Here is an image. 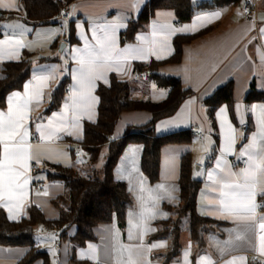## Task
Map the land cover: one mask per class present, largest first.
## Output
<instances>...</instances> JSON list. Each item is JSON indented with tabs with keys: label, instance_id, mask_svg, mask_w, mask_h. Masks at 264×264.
Wrapping results in <instances>:
<instances>
[{
	"label": "crops",
	"instance_id": "crops-1",
	"mask_svg": "<svg viewBox=\"0 0 264 264\" xmlns=\"http://www.w3.org/2000/svg\"><path fill=\"white\" fill-rule=\"evenodd\" d=\"M149 1L143 0L138 10H132L125 6L129 0H76L63 8L70 12V19L65 20L59 16L57 24L33 26L24 19L21 0H16V5L19 10H0V39H3L5 34L16 33L18 35L20 29L6 28L4 25L19 23L29 29V31L25 32L24 38L30 44V47L20 50L19 59L0 61V79L3 77L5 63L19 62L25 55L29 56L31 63V75L25 83L31 80L34 72L41 70L37 66H57L58 69H67L70 71L72 67H75V63L71 59V50L73 48L83 47L84 40L82 36H87L91 39V30L94 21H116L119 17L124 16L126 17L124 22L128 27L129 22L138 17ZM191 1L198 4L213 0ZM244 3L245 0H231L225 3L220 9L197 12L188 23L183 25L177 23L175 13L172 10H156L146 28L137 33L134 42L121 43L120 35L127 27L121 28L117 34L118 43L120 48H124L126 46L137 45V37L141 33L151 37L153 22L170 24L176 29H185L188 26L187 30L178 31L171 37L169 41L170 46L166 50L160 51L159 46H157V54L161 55L163 57L162 59H156L155 55H151L146 59L131 60L125 66L124 72L108 71L106 73L107 83L103 80H98L93 91V96L97 100L92 105L91 119L88 118V114H85L80 121V129L69 128L68 131H71L73 135L69 136L62 132L60 133L61 138L49 142H40L37 138H30V143L33 144V151L40 157L41 162L39 164H36L34 161L32 162L29 172L30 180L26 189L27 198L21 208H12L10 212V206H5L3 202H0V209L4 211L10 222H19L21 219L27 217L28 209L31 206L39 208L47 220L53 221L59 218V210L53 202L65 194V185L57 180H49L48 176L49 172H51L50 165L77 167L83 170L88 168L89 163L86 161L87 159L83 154L80 143L84 137V123H95L98 118L99 97L96 91L99 85L109 86L111 76H115L120 81H131L133 83V99H149L153 102L163 101L167 96V91L157 87L155 84L150 86L144 84L147 80V74L145 71L135 72V65L142 64L148 66L152 61H166L175 52L173 41L176 37H189L208 29V32L202 37L182 46L179 62L162 64L158 67V73L164 76L178 78L182 87L191 90L194 95L184 100L172 116L159 120L155 124L154 129L155 135L160 137L187 130L192 133L193 128L200 129L203 126L206 129L203 132V140L199 141L193 134L190 143L168 144L163 146L161 148L159 178L155 183H151L141 170L140 164L143 146L137 143L128 144L113 171L115 180L125 183L132 197V204L126 213L124 228L118 225L114 217L110 223L95 226L93 228L95 239L86 242L84 246L78 247L75 250H72V244L69 239L59 244L57 233V264H97L96 261L87 258L89 245L98 247V254L100 256L98 264H116L112 253V246L114 244L113 235L115 234L118 237L119 243H129V212L130 210H139L137 201L138 194L135 190L141 180L144 181L147 188L151 189H155L158 184H165L169 187L174 186L175 188L173 195L176 199L173 201H169L168 199L159 201L157 205L158 215L155 219L148 222L149 227L155 230L148 232L143 237L145 246H150L154 243H164L166 245L165 247L152 248L150 253H145L151 261V264H185L186 251L189 252L187 257L188 264H198L200 258L204 256L211 257L214 264L216 262L223 264V261L229 260L233 256H243L245 257L244 264H252L253 255L257 254L259 256V253L253 249L247 242V239L245 241H237L235 239V233L232 230L237 229L238 225L222 218L211 207L216 202L217 194L211 192L210 188H206V185L210 184L207 173L215 167V161L220 155L219 150L222 142L220 136L221 129L216 115L219 109L227 106L230 122L238 129L241 127L244 128L245 139L238 140L236 145V151L239 152L241 145L248 142L247 138L255 131V127L253 125L254 118L247 112L245 113L247 123L244 126L239 124L235 110L236 103L241 102L246 107L253 104H264V100L262 99H256L250 102L246 101V97L251 95V93H262L264 95V35L260 33V29L264 27V20H262V17H264V0H261L258 4L255 20H247L244 17ZM214 12H219V17L203 19L202 21L196 22L195 28L191 27L196 21L197 16ZM78 25H82V28H79ZM70 29H73L77 41L74 44L68 42ZM61 30H63L62 33ZM48 36L52 38L46 39L45 37ZM145 46L147 47V45ZM65 60H67L66 65ZM136 73L144 74L145 79L133 80V76ZM57 77L58 81L52 80L49 88L45 89L43 101L39 106L33 107L30 114L32 119L29 121V130L32 133H35V123L39 122L38 118L44 117L43 122L47 123L46 118L51 117L54 112H59L63 107L65 98L69 95V92H65L59 108L49 114H45V110L51 101L48 99L47 93L49 91L53 93L64 82L68 88L73 83L71 75H61L59 70ZM229 82L232 83L231 104L223 103L215 110L214 121L216 129L214 130L212 122L208 117L205 101ZM25 83L21 90L13 92L23 93ZM13 92H10L7 97ZM7 97L5 107L0 110H7ZM150 120L151 115L146 111L123 112L115 127L112 139L117 140L122 138L129 126H143ZM208 129L210 131H207ZM77 136L80 139H77ZM205 136L209 137V139L206 140ZM131 148L139 149L135 155L136 171L131 170V156L129 152ZM75 149L81 152V157H74L73 151ZM170 153L176 156L175 169L170 177H166L163 162L165 156ZM187 153L190 154L191 158L192 175L195 179L201 181L196 211L200 216L211 218L217 221L218 224L212 230H208L205 233L204 243L202 246H199L193 242L188 222L185 219L180 224L179 251L177 254L171 256L169 249L172 243V236L166 232V225L171 219L176 217L173 209L177 208L180 203V161ZM227 159L236 166L234 167V171H239L240 168L244 167L242 162L237 161L235 155H229ZM198 173L200 174L198 175ZM35 184H42V190H37L34 186ZM45 191L47 192L46 195ZM10 215H15L16 218L10 219ZM258 215H264V209L258 210ZM75 233L76 228L73 227L68 231V236L73 237ZM249 238L253 243L256 242L254 235L249 234ZM229 240L232 241V245L225 248V242ZM36 247L40 250L37 245ZM222 248H224L223 254H221ZM28 251L29 248L26 247L0 246V264H24L23 260ZM82 253L84 254L83 257L81 255ZM259 257L263 264L264 257ZM49 259L50 264H55V261L52 263L50 256ZM30 264H44V261L39 258Z\"/></svg>",
	"mask_w": 264,
	"mask_h": 264
},
{
	"label": "snow or ice",
	"instance_id": "snow-or-ice-1",
	"mask_svg": "<svg viewBox=\"0 0 264 264\" xmlns=\"http://www.w3.org/2000/svg\"><path fill=\"white\" fill-rule=\"evenodd\" d=\"M142 3L143 0H129L125 6L138 10ZM0 10L19 9L16 0H0ZM219 15V12H214L197 16L191 27L195 28L196 22L219 17ZM125 20L126 17L121 16L116 21H94L91 39L82 36L83 47L71 50V59L75 67L69 71L58 69L57 66H37L41 70L34 72L31 80L25 83L23 93L13 92L7 97V110H0V202H3L5 206H10V212L12 208L19 209L23 206L27 198L26 189L30 180L29 172L32 162L36 164L41 162L40 157L33 151L30 138L35 135L40 142H49L61 138L60 133L62 132L69 136L73 135L71 131H68L69 128L80 129V121L85 114H88V118L91 119L92 105L97 100L93 96V91L98 80L107 83L106 73L108 71L124 72L125 66L131 60L146 59L151 55H155L156 59H162L163 57L157 54V46L160 51L166 50L170 46L171 37L178 31H185L188 28L186 26L185 29H176L170 24L153 22L151 37L141 33L137 37V45L120 48L117 34L121 28L127 27ZM4 27L20 29V31L18 35L16 33L5 34L4 38L0 39V61L19 59L20 50L30 47L24 38L25 32L29 29L19 23L4 25ZM78 27L82 28V25ZM260 33L264 35V27L260 29ZM45 38L51 39L52 37ZM66 64L67 60H65ZM58 70L61 75L72 77L73 83L70 85L69 95L65 98L62 109L46 118L47 123L43 122L44 117L38 118L39 122L35 123V134H33L29 130V121L32 119L30 114L33 107L39 106L43 101L45 89L49 88L50 82L58 81ZM47 96L51 100L52 92L49 91ZM235 110L241 126L247 123L245 113L252 115L255 131L247 138L248 142L242 144L237 152L238 140L245 139L244 128L238 129L230 122L227 106L219 109L216 115L221 129L220 155L215 161V167L207 173L210 184L206 185V188H210L211 192L217 194L216 202L211 207L222 218L238 225L237 229L232 230L235 233V239L237 241L247 239L259 256L264 257V215H258V210L264 209V203L257 202V196L264 197V104H253L246 107L241 102H237ZM198 131L204 132L206 129L201 126ZM76 138L80 139L79 136ZM205 139L209 137L205 136ZM137 151H139L138 148L129 150L132 171H136ZM229 155H235L237 161L242 162L244 167L239 171H234L236 166L227 159ZM175 161V154L170 153L165 156L163 166L166 177L172 175ZM135 191L138 194L139 210L129 212V243L121 244L118 242V237L113 235L112 253L116 264H151L145 253H150L152 248L166 246L164 243L145 246L143 237L155 230L149 227L148 222L158 215L159 201L176 199L173 195L174 186L158 184L155 189H151L147 188L141 180ZM9 218L15 219L16 216L10 215ZM249 234L255 236V243L249 238ZM231 245L232 241L229 240L225 242L224 247ZM223 252L224 248L221 249V254ZM81 255L83 257L84 254ZM188 255L189 252L186 251L185 264H188ZM87 258L98 264L100 256L97 246L89 245ZM244 261L243 256H233L223 261V264H238V262L244 264ZM198 264H214V262L211 257L204 256L200 258Z\"/></svg>",
	"mask_w": 264,
	"mask_h": 264
},
{
	"label": "trees",
	"instance_id": "trees-1",
	"mask_svg": "<svg viewBox=\"0 0 264 264\" xmlns=\"http://www.w3.org/2000/svg\"><path fill=\"white\" fill-rule=\"evenodd\" d=\"M74 1L76 0H21L24 19L33 26L57 24L62 9ZM229 1L231 0H213L196 4L191 0H150L138 17L131 20L127 29L121 33V43L134 42L137 33L146 28L156 10H172L177 23L183 25L188 23L197 12L220 9ZM207 32L208 29H205L189 37H176L173 41L175 52L166 61H152L148 66L135 65V72H146V83L152 82L167 91L166 98L161 102L133 99V83L120 81L115 76H111L109 86H98L96 91L99 97L98 118L95 123H84V137L80 143L86 161L89 163L88 168L83 170L77 167L50 165L49 180H57L65 185V194L53 202L59 210V218L53 221L47 220L39 208L31 206L27 217L19 222H10L4 211L0 209V246L29 248L23 260L24 264H30L39 258L43 259L44 264H50L49 255L39 250L35 244L34 233L38 226L57 231L59 244L69 239L72 250L94 240L93 228L99 224L112 222L114 217L118 225L124 228L132 197L126 184L115 180L114 168L128 144H141L143 146L141 170L151 183H155L159 178L161 148L168 144L191 142L193 133L188 130L160 137L155 135V124L163 118L172 116L184 100L194 95L191 90L182 87L178 78L161 75L157 69L162 64L179 62L182 46L202 37ZM68 42L70 44L77 42L73 29L69 31ZM30 75L31 63L28 55L19 62L4 64L3 77L0 79V109L5 107L7 95L21 90ZM65 92L64 82L52 93L45 114L59 108ZM256 99L264 100V95L251 93L246 97L247 102ZM231 100L232 83L229 82L205 101L208 117L214 130L216 129L215 110L223 103L231 104ZM126 111L149 112L151 120L143 126H129L122 138L113 140L115 127L122 113ZM102 157L104 162L101 168L94 166ZM179 187L180 203L173 209L176 217L166 225V232L172 236L169 249L171 256L179 251L180 224L185 219L193 242L199 246L204 243L205 233L218 224L211 218L200 216L196 211L201 181L192 175L189 153L185 154L180 161ZM73 227L76 228V233L73 237H69L68 231ZM252 264H262V262L252 261Z\"/></svg>",
	"mask_w": 264,
	"mask_h": 264
},
{
	"label": "built area",
	"instance_id": "built-area-1",
	"mask_svg": "<svg viewBox=\"0 0 264 264\" xmlns=\"http://www.w3.org/2000/svg\"><path fill=\"white\" fill-rule=\"evenodd\" d=\"M260 1L261 0H245V3L243 5V14L247 20H255V15H256L258 4L260 3ZM60 17L62 19L68 20V19H70V12L67 9H62V11L60 13ZM143 79H145V75L142 73H136L133 76V80H135V81L143 80ZM66 92L67 93L69 92L68 87H66ZM198 130H199L198 128H193L192 133L197 137V139L199 141H202L203 137H204V133L200 132ZM33 134H35V133H33ZM32 138L35 139L36 136L34 135V137H32ZM73 155L75 158L82 156L81 152L77 149H75L73 151ZM34 186L37 190H42V188H43L42 184H35ZM257 202L258 203H264V197L257 196ZM259 210H262V209H259ZM252 261L258 262V261H260V257L257 254H254L252 257ZM263 264H264V260H263Z\"/></svg>",
	"mask_w": 264,
	"mask_h": 264
},
{
	"label": "rangeland",
	"instance_id": "rangeland-1",
	"mask_svg": "<svg viewBox=\"0 0 264 264\" xmlns=\"http://www.w3.org/2000/svg\"><path fill=\"white\" fill-rule=\"evenodd\" d=\"M63 27V26H62ZM63 30H61L62 33ZM148 86L153 85V83L148 82L144 83ZM104 162V157L100 159V161L95 164L94 166L101 168L102 164ZM54 237V238H53ZM34 240L36 242V245L40 248V250L45 251L49 254V256L53 261H55V264H57V251H56V241H57V232L54 230H47L43 228L42 226H38L35 229L34 233Z\"/></svg>",
	"mask_w": 264,
	"mask_h": 264
},
{
	"label": "water",
	"instance_id": "water-1",
	"mask_svg": "<svg viewBox=\"0 0 264 264\" xmlns=\"http://www.w3.org/2000/svg\"><path fill=\"white\" fill-rule=\"evenodd\" d=\"M63 46V45H62Z\"/></svg>",
	"mask_w": 264,
	"mask_h": 264
}]
</instances>
